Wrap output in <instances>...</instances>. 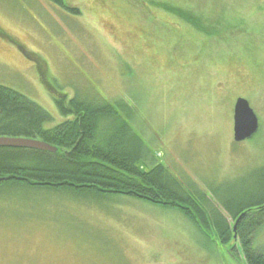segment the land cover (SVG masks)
I'll list each match as a JSON object with an SVG mask.
<instances>
[{
  "label": "rangeland",
  "instance_id": "rangeland-1",
  "mask_svg": "<svg viewBox=\"0 0 264 264\" xmlns=\"http://www.w3.org/2000/svg\"><path fill=\"white\" fill-rule=\"evenodd\" d=\"M161 1L193 12L205 31ZM67 3L80 12L0 0V85L47 110L48 128L69 118L53 95L128 101L156 162L234 227L225 204L259 194L264 173V0ZM239 97L260 122L242 143ZM202 227L125 194L0 184V264H246L241 240L223 245L214 225ZM253 244L264 253V225Z\"/></svg>",
  "mask_w": 264,
  "mask_h": 264
},
{
  "label": "trees",
  "instance_id": "trees-1",
  "mask_svg": "<svg viewBox=\"0 0 264 264\" xmlns=\"http://www.w3.org/2000/svg\"><path fill=\"white\" fill-rule=\"evenodd\" d=\"M51 2L80 12L69 6L67 0ZM159 3L166 11L184 18L188 27L205 31L193 12L175 7L168 1ZM53 96L60 113L69 118L48 128L45 125L53 117L47 110L22 93L0 85V136L36 138L58 148L56 152H50L0 147L1 185L24 184L33 188L125 194L177 209L201 228L214 225L217 238L223 245L235 239L233 227L220 208H216L211 217L171 175L168 167L156 162L146 140L132 125L135 111L128 101L113 102L100 97L89 101L59 94ZM255 190L259 194L225 204L235 222L245 213L237 227V239L241 240L246 264H264V253L253 244L254 234L264 225V173L259 176Z\"/></svg>",
  "mask_w": 264,
  "mask_h": 264
},
{
  "label": "water",
  "instance_id": "water-1",
  "mask_svg": "<svg viewBox=\"0 0 264 264\" xmlns=\"http://www.w3.org/2000/svg\"><path fill=\"white\" fill-rule=\"evenodd\" d=\"M233 121L234 141L237 143L253 138L260 128L258 115L251 107L249 100L244 97L237 98L235 102ZM0 147L30 148L50 152H56L58 149L40 139L16 136H0ZM244 215L245 213L241 214L234 225L235 238L237 237V227Z\"/></svg>",
  "mask_w": 264,
  "mask_h": 264
}]
</instances>
